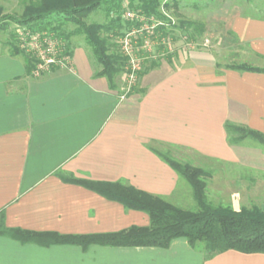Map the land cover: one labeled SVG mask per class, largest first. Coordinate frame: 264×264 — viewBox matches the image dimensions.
<instances>
[{
	"label": "crops",
	"instance_id": "obj_1",
	"mask_svg": "<svg viewBox=\"0 0 264 264\" xmlns=\"http://www.w3.org/2000/svg\"><path fill=\"white\" fill-rule=\"evenodd\" d=\"M223 32L228 40L223 51H234L236 59H224L208 38L205 48L198 34L190 35L195 48L180 43L141 74L131 92L118 77L111 88L98 76L102 67L83 36L71 38L70 69L38 78L0 40V212L6 227L62 235L147 227L148 214L63 177L121 183L175 205L182 177L155 150L201 168L196 161L234 157L226 124L264 134V74L227 69L231 64L264 69V14L228 10ZM0 264H264V255L232 250L207 259L185 238L168 249L84 250L0 236Z\"/></svg>",
	"mask_w": 264,
	"mask_h": 264
},
{
	"label": "trees",
	"instance_id": "obj_2",
	"mask_svg": "<svg viewBox=\"0 0 264 264\" xmlns=\"http://www.w3.org/2000/svg\"><path fill=\"white\" fill-rule=\"evenodd\" d=\"M124 1L37 0L30 2L24 15L20 18L4 17L0 8V30L7 28L8 21H11L28 27L33 32L52 33L66 42L70 55L72 54L71 38L83 36L95 59L102 67L98 76L106 77L111 88H114L116 77L125 73L126 59L120 53L119 42H116L117 46L112 45L110 38L111 35L119 38L127 29L122 19ZM136 1H139L137 8L146 16L165 19L160 11L161 0H130V6L132 7ZM103 6L107 9L108 17L113 11H115L116 17L103 24H87L86 18ZM67 24L75 26V29L66 31ZM180 27L185 30L194 28L200 35L204 32L203 25L191 22L182 21ZM190 35L192 36V34ZM11 55L23 56L27 72L32 74L36 62L34 59L24 55L16 46L11 48ZM157 63H148L150 65L145 66L141 74L155 68ZM227 69L264 74V69L249 64H231L227 66ZM226 131L232 144H239L250 138L264 145V134L255 130L226 124ZM154 152L190 184L194 199L199 207L197 212L184 210L168 201L121 183H101L63 177L66 182L82 185L109 200L123 204L128 209L148 214L150 225L147 227L134 226L117 233L97 235L30 232L7 228L5 213L2 211L0 212V236L11 238L22 244H36L42 247L74 245L80 246L84 250L93 245L168 249L173 240L185 238L192 248L203 244L207 259L232 250L243 254L264 255L263 209L255 206L251 209L235 210L229 206H213L208 202L206 194V179L210 178V173L189 163H181L172 158L169 153L157 150Z\"/></svg>",
	"mask_w": 264,
	"mask_h": 264
},
{
	"label": "rangeland",
	"instance_id": "obj_3",
	"mask_svg": "<svg viewBox=\"0 0 264 264\" xmlns=\"http://www.w3.org/2000/svg\"><path fill=\"white\" fill-rule=\"evenodd\" d=\"M33 1L37 0H0L1 14L4 17L20 18L24 15L26 7ZM161 3L160 11L165 18L164 21L173 25L172 29L176 30V36L190 37V34L194 36L199 33L194 28L181 29L182 21L203 25L204 32L202 35H197L198 45L207 47L206 38H208L211 43L210 47L224 54L226 60L237 58L234 51L227 53L223 51L228 47V40H225L226 34L223 32L226 11L239 8L243 9L247 15L261 16L264 14V0H161ZM138 5L139 1H136L131 7L130 0H125L124 12L127 10L141 12L137 8ZM113 17H116L115 11L108 17L107 9L103 6L89 15L85 21L87 24H103ZM8 24L7 28L0 30V40L6 41L10 51L13 46H16L24 55H27L18 45L16 32L18 28L31 29L11 21H8ZM124 25L127 28L130 26L125 22ZM179 27L183 30L182 32L178 29ZM207 27L217 30L216 33H207ZM73 29L75 26L71 24L65 26L66 31ZM77 38L81 40L82 37L77 36ZM119 38L111 35V44L117 46L116 42H120ZM162 60L163 58H160L157 61ZM117 77L127 85L124 73ZM232 147H234V157L232 155L230 161L195 162L210 173V178L206 179L208 202L216 207L229 206L235 210L251 209L255 206L264 210V145L248 138L239 144H232ZM178 196L179 200L175 204L177 207L192 212L199 210L194 199L193 189L183 178ZM198 248L203 249V244H199Z\"/></svg>",
	"mask_w": 264,
	"mask_h": 264
},
{
	"label": "built area",
	"instance_id": "obj_4",
	"mask_svg": "<svg viewBox=\"0 0 264 264\" xmlns=\"http://www.w3.org/2000/svg\"><path fill=\"white\" fill-rule=\"evenodd\" d=\"M122 19L130 24L119 38L120 53L126 59L128 92L137 87L148 63L174 54L180 43L188 48L196 47L190 37L176 36L173 25L154 16L148 17L142 11L127 10ZM16 38L20 48L36 61L32 76L38 78L53 69L71 68L72 56L68 53L67 44L54 34L18 28Z\"/></svg>",
	"mask_w": 264,
	"mask_h": 264
}]
</instances>
